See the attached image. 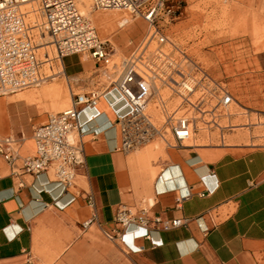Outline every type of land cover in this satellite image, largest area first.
Wrapping results in <instances>:
<instances>
[{"label": "crops", "instance_id": "obj_1", "mask_svg": "<svg viewBox=\"0 0 264 264\" xmlns=\"http://www.w3.org/2000/svg\"><path fill=\"white\" fill-rule=\"evenodd\" d=\"M183 1L181 22L188 25L200 18L201 0ZM226 2L231 14L244 16L235 29L264 25V0ZM248 39L231 44L229 80L236 95L264 111V40L254 52ZM66 61L70 76L81 73ZM127 110L113 87L80 111L85 165L71 187L57 184L51 170L23 174L0 157V264H264V146H169L155 137L126 151L117 120ZM28 128L23 137H0L18 139V153L26 156L34 150ZM160 139L163 149L154 146ZM119 206L188 221L170 230L131 226L132 238L104 239L103 230L116 227Z\"/></svg>", "mask_w": 264, "mask_h": 264}, {"label": "built area", "instance_id": "obj_2", "mask_svg": "<svg viewBox=\"0 0 264 264\" xmlns=\"http://www.w3.org/2000/svg\"><path fill=\"white\" fill-rule=\"evenodd\" d=\"M38 5L43 18L33 25L22 10L23 0H0V96L15 93L37 84L43 79L39 46H44L46 36L51 38L59 60L84 54L96 63H108L112 47L103 41L89 17L79 8L80 0H32ZM95 10L123 9L146 24L143 35L131 47L127 57L119 65L113 81L121 98L128 106L127 112L117 120L121 148L132 150L156 136L169 146L183 145L191 137L198 123L216 124L219 113L226 112L235 101L232 93L221 81L213 80L177 44L170 39L168 29L181 16V4L177 0H91ZM37 30V34L33 31ZM45 61L51 60L48 52ZM184 63L193 66L189 70ZM196 70L200 76L191 75ZM167 88L179 94L183 113L175 117L167 112L162 99L159 107L166 113L163 133L155 126L146 112L150 99L161 95ZM104 92L90 91L74 94L70 105L55 113H49L45 121L32 132L34 150L21 156L19 140L13 136L0 137V157L23 174L38 175L51 170L54 181L63 188L75 184L76 177L85 165V155L80 135L83 133L78 118L81 110L93 108ZM198 93L197 98H190ZM148 105V106H147ZM206 117L209 119L206 120ZM152 124V125H151ZM151 125V128L150 126ZM168 134L170 139L165 138ZM77 137H76V136ZM92 205L90 194L86 197ZM86 220L83 226L93 223ZM187 219H164L149 216L145 209L136 211L119 206L114 213L116 227L103 230L106 238L123 240L131 226L144 229L170 230L187 223ZM143 236H148L147 232Z\"/></svg>", "mask_w": 264, "mask_h": 264}, {"label": "rangeland", "instance_id": "obj_3", "mask_svg": "<svg viewBox=\"0 0 264 264\" xmlns=\"http://www.w3.org/2000/svg\"><path fill=\"white\" fill-rule=\"evenodd\" d=\"M177 1L182 8L184 1ZM217 1L219 2V0H201L200 18L196 17L192 19L193 23L190 21V24L185 25L181 22L180 16V19L168 29L170 39L213 80L223 82L235 99L226 112L217 115L216 124L205 126L198 123L191 137L184 143L216 144L224 141L229 144L264 146V111L251 107L242 96L236 95L234 84L229 80L230 50L234 49L231 47L232 42L234 44L235 40L247 37L256 52L261 49L260 45L264 40V25L256 23L249 32L235 29V22L244 19V16L231 14V6L226 2L227 0L221 2V5L217 4ZM27 5L37 9L39 20L42 22L43 18L38 11V5L32 0L22 6V10L27 14L28 22L32 24L35 18L31 14L28 15ZM79 8L91 19L99 37L112 47L109 62L96 63L84 54L70 55L59 60L54 46L50 44L51 38L46 36L43 44L44 42L49 44L39 46L37 51L43 62L41 67L43 79L15 93L0 96V135L14 132L23 137L24 127L29 125V135L32 136L33 129L39 126L35 122H40V118H45L49 113L67 108L74 94L90 91L107 92L114 87L113 81L119 72L120 62L127 57L132 45L143 35L146 24L141 18H134L123 9L95 10L92 8L91 0H80ZM259 17L254 15V21ZM121 20H125L122 25L119 24ZM33 32L37 34V30ZM245 48L248 50V46H243L242 50ZM44 52H48L51 60L45 61ZM67 59L80 68V74L70 76L69 70L65 68ZM184 64L192 71L191 64ZM196 72L193 70L191 75L198 78L200 74ZM26 95L33 97L30 100L25 98ZM197 96L198 93H195L190 99L194 101ZM161 99L167 112L175 113V117L180 116L183 110H180L182 100L179 94L167 88L161 89L160 96L154 95L150 99L146 112L163 133L166 113L159 107L158 102ZM207 119L209 118L206 117ZM156 137L159 138V136ZM165 138L170 139V136L166 134ZM159 141L154 143V146L163 149L165 144L163 140ZM102 236L105 239L103 234Z\"/></svg>", "mask_w": 264, "mask_h": 264}, {"label": "bare ground", "instance_id": "obj_4", "mask_svg": "<svg viewBox=\"0 0 264 264\" xmlns=\"http://www.w3.org/2000/svg\"><path fill=\"white\" fill-rule=\"evenodd\" d=\"M28 2V1H30V0H23V2ZM26 7H28V12H29V14L28 15H30L31 14V16L33 17V18H35V21L39 24L40 23V20H39V17H38V13H37V9L35 8V7H33L32 5H27ZM83 11V10H82ZM84 12V11H83ZM82 12V13H83ZM27 15V14H26ZM34 21V20H33ZM34 21V22H35ZM125 22V20H121L120 22H119V24L120 25H122L123 23ZM33 24V23H32ZM148 106V105H147ZM147 108V107H146ZM133 235H134V233H132V232H128V233H126L125 234V236L124 237H127V236H131V238L133 237Z\"/></svg>", "mask_w": 264, "mask_h": 264}]
</instances>
